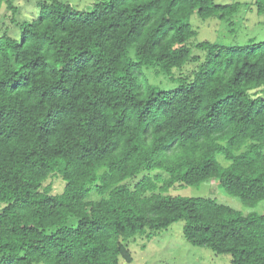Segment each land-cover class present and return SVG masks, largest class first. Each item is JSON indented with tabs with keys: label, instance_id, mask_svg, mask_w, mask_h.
Instances as JSON below:
<instances>
[{
	"label": "trees",
	"instance_id": "1",
	"mask_svg": "<svg viewBox=\"0 0 264 264\" xmlns=\"http://www.w3.org/2000/svg\"><path fill=\"white\" fill-rule=\"evenodd\" d=\"M241 8L99 0L80 12L52 0L19 39L0 33V264H121L131 240L178 222L191 245L264 264V214L166 194L218 181L245 206L264 201V41L201 42L204 59L191 45L194 14ZM3 9L12 22L18 11L0 0V30ZM146 68L179 86L158 89Z\"/></svg>",
	"mask_w": 264,
	"mask_h": 264
},
{
	"label": "rangeland",
	"instance_id": "2",
	"mask_svg": "<svg viewBox=\"0 0 264 264\" xmlns=\"http://www.w3.org/2000/svg\"><path fill=\"white\" fill-rule=\"evenodd\" d=\"M52 0H14L17 14L14 22L11 21L12 14L3 9L1 13L2 29L0 33H8L14 39H19L21 35L20 26L30 23L40 14L41 5L50 3ZM68 3L76 10L84 12L92 4L99 0H57ZM217 4L241 3L242 8L236 17L230 19H210L202 20L194 14L189 23L198 32V36L191 42L194 56L204 59L206 53L197 48L201 42H211L224 46L245 47L253 43L264 41V14H259L254 5L255 0H215ZM175 71L180 72L179 69ZM174 71V73H175ZM173 73V74H174ZM181 73H177L175 78H179ZM149 84L162 91H173L179 84L171 80L170 77L158 73L156 68H146L141 72ZM222 162H225L221 159ZM146 172L141 174L134 182H129L133 187L138 180L142 179ZM46 185H51L53 193H62L65 183L61 177L51 178ZM159 193V192H157ZM166 194L194 198L215 199L218 203L227 205L243 215L264 214V201L256 206L248 207L243 205L237 198L231 197L226 190L220 186L218 181L205 183L200 186H189L169 190ZM100 197L94 191L91 201H97ZM71 224L76 225L77 220H72ZM183 222L172 225L167 231H161L154 238L149 239L147 235H139L129 243L131 259L121 260V264H233L229 255H218L205 247H198L188 243L183 236Z\"/></svg>",
	"mask_w": 264,
	"mask_h": 264
}]
</instances>
